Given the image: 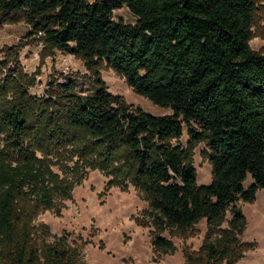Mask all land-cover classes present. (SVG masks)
<instances>
[{
  "label": "trees",
  "instance_id": "16d2710c",
  "mask_svg": "<svg viewBox=\"0 0 264 264\" xmlns=\"http://www.w3.org/2000/svg\"><path fill=\"white\" fill-rule=\"evenodd\" d=\"M257 3L0 0V25L26 22L30 38L45 44L40 58L59 51L81 58L95 73L86 94L78 93L70 76L48 84L41 100L53 110L33 108L37 120H45L47 141L59 149L78 145L79 158L117 176L110 187L131 184L143 194L155 251H175L165 231H185L205 220L208 231L198 251L183 252L187 264H236L250 246L241 240L246 217L237 203L254 202L264 189V54L250 45L264 22ZM123 6L137 18L134 24L115 20L114 11ZM102 66L171 113L156 116L111 93L99 77ZM0 74V137L20 135L30 124L26 109L35 105L26 89L32 84L16 53L0 59ZM38 75H31L35 82ZM13 82L19 94L9 103L5 95ZM185 129L187 145L178 142ZM78 133L87 137L85 144ZM201 143L212 169L210 183L198 185L190 151ZM58 193L44 166L28 156L0 162V264H88L66 237L46 242V226L32 235L30 218L53 209ZM27 200L33 205L25 217L18 206Z\"/></svg>",
  "mask_w": 264,
  "mask_h": 264
},
{
  "label": "rangeland",
  "instance_id": "374dc122",
  "mask_svg": "<svg viewBox=\"0 0 264 264\" xmlns=\"http://www.w3.org/2000/svg\"><path fill=\"white\" fill-rule=\"evenodd\" d=\"M257 1L260 10L258 20H264V0ZM114 18L127 24H134L137 19L127 6L115 10ZM29 30L30 26L22 20L0 25V59L4 58L5 53L9 57L16 53L22 71L32 84L26 89L35 102L34 106L26 109L30 121L27 130L20 135L5 132L0 137V162L16 163L18 159L28 156L33 162L44 166L51 182L59 188L55 207L42 210L37 217L30 218L29 226L33 237L37 238L39 226H46L49 234L42 237L46 242L66 237L67 243L77 247L88 264H187L183 252L198 251L208 231L205 220L185 231H165L163 236L174 242L175 251L157 252L152 246L153 227L144 221L148 203L143 194L131 184L127 188L110 187L108 183L112 176L118 180L117 176L109 168L107 172L94 169V165L89 164L87 159L79 158L76 154L83 151L78 145L72 143L59 149L47 141L46 134L42 131L45 120L38 121L34 109L38 107L44 109L42 111L53 110L54 106L48 107V102L41 100L48 84L53 80L57 81L62 75V69L67 67L78 93L86 94L91 91L95 73L87 69L81 58L59 51L49 57L45 53L41 58L35 57L36 53H40V48L38 41L30 38ZM262 35L264 22L261 30L255 28L250 42L253 50L264 54ZM63 57H66L67 63ZM36 71L39 75L35 82L31 75ZM2 75L0 74L1 81ZM99 77L111 93L122 96L133 107H140L156 116L171 113L170 109L157 106L136 94L124 78L111 68L102 66ZM7 89L5 101L12 103L18 98V87L13 82L8 84ZM52 117L53 114V120ZM75 136L83 144L88 140L82 133ZM187 141L185 129L178 142L187 145ZM204 149L205 144L201 143L190 151L198 185L211 181L212 168ZM111 167L114 168L113 171H117L116 164L113 163ZM250 182V179L244 182L245 186ZM66 194L69 195L68 198L63 197ZM32 205L33 202L27 200L19 202L18 207L26 217ZM237 205L242 208L246 217V228L241 240L250 246L236 264H264V189L257 192L254 202L239 201ZM226 218H230V213H227ZM222 226L226 227L227 223Z\"/></svg>",
  "mask_w": 264,
  "mask_h": 264
},
{
  "label": "built area",
  "instance_id": "2783aa9c",
  "mask_svg": "<svg viewBox=\"0 0 264 264\" xmlns=\"http://www.w3.org/2000/svg\"><path fill=\"white\" fill-rule=\"evenodd\" d=\"M41 35H42V32H39L38 35H37V37L39 38ZM38 46L40 48V53H41L42 52V49L45 46V44H44V42L42 40H38ZM40 53H36L35 54V57H37V58L40 57ZM63 59H64V62L67 63L66 57H63ZM69 74H70V69L67 68V67L66 68L64 67L62 69V75L59 76V78L57 80V83L58 84H63V81H65L66 77H68Z\"/></svg>",
  "mask_w": 264,
  "mask_h": 264
}]
</instances>
